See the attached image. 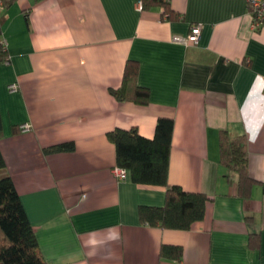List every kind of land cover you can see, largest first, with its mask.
<instances>
[{
  "label": "crops",
  "instance_id": "obj_1",
  "mask_svg": "<svg viewBox=\"0 0 264 264\" xmlns=\"http://www.w3.org/2000/svg\"><path fill=\"white\" fill-rule=\"evenodd\" d=\"M142 0H15L0 12V150L50 264H264V26L246 0H170L178 19ZM201 25L197 45L174 42ZM128 60L147 104L119 100ZM17 84L16 90L11 85ZM174 121L168 180L211 197L190 230L143 223L166 189L113 174L107 133ZM246 135L249 197L221 162L220 132ZM73 142L70 152L45 148ZM258 244L251 246V237ZM162 244L182 261L160 258Z\"/></svg>",
  "mask_w": 264,
  "mask_h": 264
},
{
  "label": "trees",
  "instance_id": "obj_2",
  "mask_svg": "<svg viewBox=\"0 0 264 264\" xmlns=\"http://www.w3.org/2000/svg\"><path fill=\"white\" fill-rule=\"evenodd\" d=\"M5 8L15 0H2ZM162 6L163 15L168 19H178L172 10L170 0H142L143 9ZM2 18L0 17V63L9 59L7 49L1 45ZM139 63L128 60L120 88L111 90L119 100L133 99L139 104H147L148 88L139 85ZM174 129V121L160 117L155 135L147 138L136 128H115L107 133L116 150V164L130 173L132 180L139 185L165 187L166 198L162 206L140 205V220L150 226L163 229L190 230L205 218L208 202L207 194L185 190L168 180L169 158ZM2 119L0 114V138ZM247 136L232 135L226 130L220 132L221 162L235 172L238 180V194L249 197L256 182L248 169ZM73 142H64L45 148L46 152H70ZM6 161L0 150V172L6 171ZM258 240L251 237V246ZM160 258L182 261L183 248L175 244H162ZM0 264H50L40 250L35 229L27 215L13 179L9 174L0 176Z\"/></svg>",
  "mask_w": 264,
  "mask_h": 264
},
{
  "label": "built area",
  "instance_id": "obj_3",
  "mask_svg": "<svg viewBox=\"0 0 264 264\" xmlns=\"http://www.w3.org/2000/svg\"><path fill=\"white\" fill-rule=\"evenodd\" d=\"M251 10V16L253 20V28L260 29L264 26V0H246ZM139 7L142 8V2L139 3ZM4 9V3L0 0V12ZM202 26L197 24L191 29V33L188 36L174 35L173 41L182 43L186 46L197 45L200 40V32ZM3 48L7 49V44L4 40H1ZM18 88L17 84L11 85L12 90ZM113 174L118 180H125L127 178V170L116 166L113 168Z\"/></svg>",
  "mask_w": 264,
  "mask_h": 264
}]
</instances>
